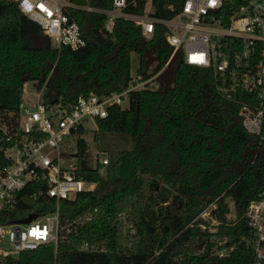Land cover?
<instances>
[{
	"label": "trees",
	"instance_id": "1",
	"mask_svg": "<svg viewBox=\"0 0 264 264\" xmlns=\"http://www.w3.org/2000/svg\"><path fill=\"white\" fill-rule=\"evenodd\" d=\"M113 1L72 0L76 6L99 9H111ZM127 1L136 4L127 12L144 15L143 0ZM184 1L155 0L153 15L171 18ZM67 14L87 41L78 50L66 46L59 50L16 3L0 0V125L15 122L29 81L38 89L46 83L45 103L70 104L79 96L124 91L131 78L132 51L142 55L138 69L142 74L147 70V52L158 54L162 64L170 54L160 25L154 36L146 38L140 26L119 18L113 33L106 34L107 15L74 8ZM174 70L172 88L160 84L133 93L127 108L112 106L107 118L97 120L98 136L105 140L101 150L109 156L105 168L98 161L93 167L81 137L85 130L79 131V175L97 187L61 201L60 216L70 220L97 209L94 220L78 234L61 238L57 252L49 244L0 264H241L248 258L212 256L210 235L189 224L216 201L220 229L231 235L248 234L243 216L251 201L264 198V140L248 133L239 105L218 93L210 69L179 60ZM1 133L0 129V168L5 164ZM31 195L26 188L18 207L4 219L0 215V221L56 209L54 201ZM228 199L241 219L236 226L227 222ZM124 217L137 229L132 239L123 233ZM82 241L104 246L105 251H78ZM241 253L250 257L251 251L242 246Z\"/></svg>",
	"mask_w": 264,
	"mask_h": 264
},
{
	"label": "built area",
	"instance_id": "2",
	"mask_svg": "<svg viewBox=\"0 0 264 264\" xmlns=\"http://www.w3.org/2000/svg\"><path fill=\"white\" fill-rule=\"evenodd\" d=\"M11 1L41 27L59 50L65 46L78 50L87 44L80 25L67 14V9L74 8L107 15L106 34L113 33L119 18L133 21L148 38L156 34L160 25L170 54L161 72L131 75L122 92L79 96L70 104L62 100L45 103L42 99L45 83L41 89L37 88L34 103H21L15 122L11 121L14 115L10 113L11 122L1 123L5 164L0 168V215L4 219L8 211L18 207L26 188L31 189L33 198L54 201L56 209L45 214L32 212L25 218L31 214L37 217L26 224L17 223L25 218L0 221V260L18 258L23 252L49 244H53L57 252L61 238L78 234L88 221L94 220L97 209L70 220L62 221L60 216L61 201L74 200L97 187L96 182L79 175V131L86 130L90 120L97 123L98 119L107 118L112 106L128 107L131 94L158 88L163 82L161 73L166 68L174 70L176 61L210 69L218 93L239 105V116L248 133L264 140V0H185L181 10L171 18L153 15L155 0H143L144 15L127 12L130 5H136L127 0H114L111 9L76 6L72 0ZM167 9L174 11L175 7L167 6ZM71 138H76L73 154L63 146ZM97 161L105 168L109 156L97 157ZM217 212L218 204L214 201L189 224L210 235L212 256L226 259L237 255L243 260L248 257L241 264H264V198L251 201L247 207L242 221L249 227L248 234L231 235L222 231ZM230 213L228 224H240L236 213L229 216ZM124 218L123 233L132 239L137 229ZM242 246L251 251L250 257L240 254ZM76 249L105 251L104 246L88 241L78 243Z\"/></svg>",
	"mask_w": 264,
	"mask_h": 264
},
{
	"label": "rangeland",
	"instance_id": "3",
	"mask_svg": "<svg viewBox=\"0 0 264 264\" xmlns=\"http://www.w3.org/2000/svg\"><path fill=\"white\" fill-rule=\"evenodd\" d=\"M141 61H142V55L139 54L137 51H132L131 75H134L138 72V69L141 65ZM144 61L147 68L146 72L148 71L153 74H158L163 69L162 63L159 59V55L156 53L147 52L144 55ZM174 75H175V70H173L172 68H166L161 73L160 79L161 81L164 82V86L166 89L172 88L174 86ZM37 91L38 90H37L36 82L29 81L25 86L23 101L25 103H34L36 100ZM124 108H127V106H124ZM86 127L87 129L81 135V137L84 138L88 144L87 153L93 157L94 160L93 164H94L96 162L97 157L103 158L106 155V152L101 150L105 140L100 135L98 136L99 127L96 122L90 120L86 124ZM75 144H76V138H71L67 142H64L63 146L65 147L66 150L69 151V154H73V152L76 151ZM227 202L231 209V213L229 216H232V214L235 215L233 202L230 199H228Z\"/></svg>",
	"mask_w": 264,
	"mask_h": 264
},
{
	"label": "water",
	"instance_id": "4",
	"mask_svg": "<svg viewBox=\"0 0 264 264\" xmlns=\"http://www.w3.org/2000/svg\"><path fill=\"white\" fill-rule=\"evenodd\" d=\"M53 69H54L55 71H58V68H57L56 66L53 67ZM160 84H161V86L164 85L163 82H160ZM36 217H37L36 214H31L28 218H25V219H23V220H19V221H17V223L26 224V223L31 222V221H32L33 219H35Z\"/></svg>",
	"mask_w": 264,
	"mask_h": 264
}]
</instances>
